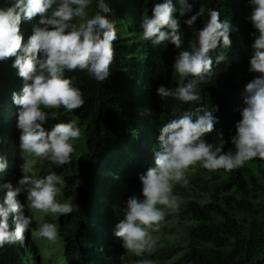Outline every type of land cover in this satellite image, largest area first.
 Listing matches in <instances>:
<instances>
[{
  "label": "clouds",
  "instance_id": "clouds-1",
  "mask_svg": "<svg viewBox=\"0 0 264 264\" xmlns=\"http://www.w3.org/2000/svg\"><path fill=\"white\" fill-rule=\"evenodd\" d=\"M92 3L93 0H6L0 6V63L14 58L12 67L18 70V76L24 81L23 87L13 92V102L5 98L0 103V143H3L2 134L6 126L16 120L15 111L19 134L10 157L21 150L22 159L17 183H0V194L6 190L3 199H0V248L17 242L22 245L24 241L27 246L31 242L40 254L41 264V249L32 234L52 243L58 241L60 235L65 253V234L61 226L76 206L62 191L67 181L52 171H61L73 165L75 141L78 142L82 135L80 126L74 120L61 121L51 128H46L45 124L50 119H58L56 111L63 109L71 113L86 103L75 77L68 73L86 71L96 81L104 83L110 77L114 59L117 29L109 18L112 8L106 0H97V11L90 16L88 9ZM195 3L196 0L191 3L189 0H160L154 3L151 14L145 11L142 16L140 27L145 41L152 46L166 47L171 43L180 49L173 71L181 82L175 88L162 84L157 94L163 99L171 97L197 106L169 119L160 129L159 141L154 143L151 137L148 147L159 143L155 161L148 153L137 158L141 183L133 195L122 200V208L116 211V220L119 221L124 212L125 218L116 226L115 235L110 229L101 234L113 237L115 258L122 249L128 256L131 253L143 256L156 245L152 230L159 229L167 210L179 208L173 186L185 180L186 171L191 166L199 164L210 171H231L243 167L253 158L264 159V0H248L251 11L247 19L255 29L251 33L254 42L249 67V75L254 78L245 85V106L240 111L241 119L235 123V134L231 136L234 153L225 152L223 146L206 139L220 122L215 115L219 106L209 108L202 104L198 86L213 75L214 64L219 65L227 59L219 50L231 48L230 34L235 28L230 19L221 18L220 11L209 9V19L195 31L197 40L191 44L190 50L187 49L188 39L184 40L182 24L193 28L205 12L201 6L195 14L182 19L193 13ZM123 15L129 17L125 9ZM37 17L32 34L25 40L22 21H32ZM127 23L130 24L129 21ZM122 30L132 37L130 40L135 41L133 46L137 48L141 30L139 32L135 27L132 33L127 32L125 27ZM128 73L127 89L131 91L132 81H137L140 91L154 92L147 85L143 86L148 78L146 73H137L133 69ZM134 96L130 111L137 119L150 116L151 111L145 109L139 94ZM38 160L41 176L36 171ZM105 161L108 163L106 166L109 165V159L105 158ZM52 162L60 169H55ZM6 171L8 175L15 173L10 159L8 162L6 156L0 153V177ZM61 192L68 201L58 199ZM20 194L21 200L18 198ZM29 209L60 215L59 225L45 222L33 231L34 217L29 215ZM128 256L122 264L127 262ZM141 264H151V261L144 260Z\"/></svg>",
  "mask_w": 264,
  "mask_h": 264
},
{
  "label": "trees",
  "instance_id": "trees-1",
  "mask_svg": "<svg viewBox=\"0 0 264 264\" xmlns=\"http://www.w3.org/2000/svg\"><path fill=\"white\" fill-rule=\"evenodd\" d=\"M106 2L112 8L109 18L117 29L110 77L101 83L86 71L68 73L75 77L86 103L71 113L63 109L55 110L58 119H50L45 124L46 128H51L61 121L74 120L82 132L72 154L73 165L65 168L62 174L67 181L62 191L76 206L61 226L65 234V254L70 264H122L125 261L128 256L126 250L122 249L115 258L113 237L101 234L110 229L115 235L116 226L125 218L124 212L120 220H116V211L122 208V200L133 195L141 183L137 158L148 153L155 161L159 143L148 147L151 137L154 143L159 141L160 129L169 119L197 106L171 97L163 99L157 94L160 85L175 88L181 82L173 71L180 49L171 43L166 47L152 46L142 38V16L145 11L151 14L154 3L160 0H148L147 3L145 0ZM5 3L6 0H0V6ZM96 3L97 0H93L88 9L90 16L97 11ZM201 6L205 9L204 15L193 28L182 24L184 40L188 39L187 49L190 50L191 44L197 40L195 31L209 19V9L220 11L221 18L230 19L235 28L230 34L231 48L219 50L227 59L219 65L214 64L213 75L198 86L202 104L209 108L219 106L215 115L220 122L206 139L223 146L225 152L234 153L231 136L235 134V123L241 119L240 111L245 106V85L254 78L249 75L254 42L251 33L255 31L247 19L251 9L248 0H196L193 13L182 19L195 14ZM124 9L129 17L123 15ZM38 18L22 21L25 40L32 34L33 23ZM122 27L130 33L134 27L139 32L141 30L137 48ZM217 54L213 53V56ZM13 60L9 58L0 63V103L5 98L13 102V92L19 91L24 84L18 70L12 67ZM130 69L146 73L148 78L143 86L147 85L154 92L140 91L137 81H132L131 91L127 89ZM137 93L145 109L151 111L146 118L137 119L130 111ZM13 113L17 120V113ZM16 120L6 126L2 134L3 143H0V153L6 156L8 162L10 159L15 170L11 175L6 171L0 177V183L13 185L20 178L19 165L22 161L21 150L10 157L19 134ZM105 158L110 161L107 166ZM52 165L60 169L53 162ZM1 192L5 194L6 190ZM173 193L181 209H177L179 217L161 222L160 225L170 235L157 238L156 255L160 256V260L151 264H264V159L253 158L243 167L231 171H210L199 164L193 165L186 171L185 180L174 184ZM4 194H0V199ZM18 198L21 200L22 194ZM39 256L31 242L27 246L24 241L22 245L17 242L0 248V264H41ZM167 256L173 257V260L164 261Z\"/></svg>",
  "mask_w": 264,
  "mask_h": 264
},
{
  "label": "rangeland",
  "instance_id": "rangeland-1",
  "mask_svg": "<svg viewBox=\"0 0 264 264\" xmlns=\"http://www.w3.org/2000/svg\"><path fill=\"white\" fill-rule=\"evenodd\" d=\"M51 111H53V110H51ZM76 143L77 142L75 141V144ZM39 162H40V160L37 161L36 171H37V175L41 176L39 173V167H38ZM52 172H56L58 175L62 176L63 170L52 171ZM24 195H25V199L27 202L26 193H24ZM58 199H60L62 202L68 201L67 197L62 192L60 193ZM179 210H181V209L179 208ZM179 210H175V211L167 210L165 219H168V218L172 219L173 217H179V213H180ZM29 215H32L34 217L33 224L31 226V229L33 231L36 228H38L39 225H41L45 222L55 223V224L59 225L60 215H53L50 213H42V212H39L37 210H32V209H29ZM174 219H178V218H174ZM164 234L170 235V232L168 230H166L164 227H162L161 225L159 226L158 230H152V235H153L155 240H157V238L161 237ZM32 237H33V240L36 242L38 248L41 249V257L43 260V264H68V260L65 256V253H64V244H63V241H62L60 235H59L58 241H56L54 243L48 242L47 240H45L43 238L36 237L33 234H32ZM171 237H174V235H172ZM157 247H158V244H156L150 251L143 254V256H137L134 253H131L128 256L127 262H125L124 264H141V262L144 260H149V261H151V263L159 262L160 256L156 255ZM163 260L166 262H169V261L173 260V257L167 256V258H164Z\"/></svg>",
  "mask_w": 264,
  "mask_h": 264
},
{
  "label": "bare ground",
  "instance_id": "bare-ground-1",
  "mask_svg": "<svg viewBox=\"0 0 264 264\" xmlns=\"http://www.w3.org/2000/svg\"><path fill=\"white\" fill-rule=\"evenodd\" d=\"M155 159V158H154Z\"/></svg>",
  "mask_w": 264,
  "mask_h": 264
}]
</instances>
